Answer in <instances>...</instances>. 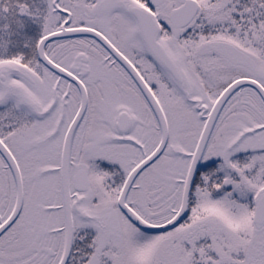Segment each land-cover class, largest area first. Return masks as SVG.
<instances>
[{
  "label": "snow or ice",
  "instance_id": "1",
  "mask_svg": "<svg viewBox=\"0 0 264 264\" xmlns=\"http://www.w3.org/2000/svg\"><path fill=\"white\" fill-rule=\"evenodd\" d=\"M0 264H264V0H0Z\"/></svg>",
  "mask_w": 264,
  "mask_h": 264
}]
</instances>
